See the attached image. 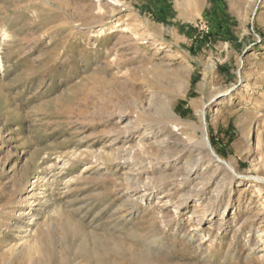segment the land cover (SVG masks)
<instances>
[{"label":"rangeland","instance_id":"obj_1","mask_svg":"<svg viewBox=\"0 0 264 264\" xmlns=\"http://www.w3.org/2000/svg\"><path fill=\"white\" fill-rule=\"evenodd\" d=\"M109 241L264 264V0H0V262Z\"/></svg>","mask_w":264,"mask_h":264},{"label":"bare ground","instance_id":"obj_2","mask_svg":"<svg viewBox=\"0 0 264 264\" xmlns=\"http://www.w3.org/2000/svg\"><path fill=\"white\" fill-rule=\"evenodd\" d=\"M119 1L120 0H114V2H116L118 5H119ZM189 4H194V2L191 1ZM154 105H155V109L161 114V116L164 119H167V120H171L172 119L171 118L172 115H171L169 106H168V104L166 102H164V101H158V103L157 104H154ZM116 140L117 139H114L113 143L116 142ZM72 219L73 218L70 215L69 216H66L65 215V217H64L65 225H64V228H63L65 230H63V231H68V230H71V229H75L76 230L75 232H77L78 234L79 233L82 234V236H83V242H86L88 244V246H92V237H89L86 233L84 234V232H82L83 229H81L80 225L78 226L76 221H75L76 224L75 223H72V221H73ZM60 220H61V218H60ZM48 231H49V233L51 231V229L49 227H48ZM67 233L69 234V232H66V234ZM37 237L39 238V236H37ZM41 239H43V238H41ZM39 240H40V238H39ZM63 243H65V242H63ZM35 246H37V244ZM46 247H47V245H46ZM84 247L82 249H84ZM108 248L109 249L111 248V251L109 253H106L105 254L106 259H105V261L103 263H102V261L99 258V255L100 254L98 252L92 253V251H88V253L86 254V259H85L86 261H84L83 264H108V263L111 264V263H114V262L117 263V264L118 263L119 264H165V261H163L162 259H159L158 260L156 258H153V257L149 256L148 254L141 253V252H133V254L131 255V257H129V258L127 257L129 262L126 263L124 259H121V258L117 257L116 254H114L115 252H118L119 251V245L116 242H110L108 244ZM38 249L39 248H37V247L28 248V250H27V258H26V261L23 264H47L48 263L47 262V258L49 256L46 258L45 255H43V256L40 255V252H39ZM63 253H64V256L67 255L68 254V250L65 249ZM37 254H38V256H36ZM35 256L38 257V258H35ZM122 257L125 258V255H123ZM64 259L66 260L65 257H64ZM63 262H64V260H63ZM0 264H9V263L0 262Z\"/></svg>","mask_w":264,"mask_h":264}]
</instances>
